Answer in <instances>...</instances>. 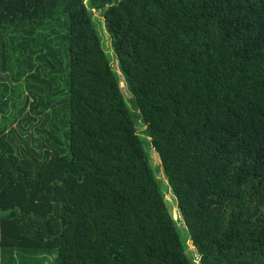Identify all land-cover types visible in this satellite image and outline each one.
<instances>
[{"label": "trees", "instance_id": "trees-1", "mask_svg": "<svg viewBox=\"0 0 264 264\" xmlns=\"http://www.w3.org/2000/svg\"><path fill=\"white\" fill-rule=\"evenodd\" d=\"M24 254L264 264V0H0V264Z\"/></svg>", "mask_w": 264, "mask_h": 264}, {"label": "rangeland", "instance_id": "rangeland-1", "mask_svg": "<svg viewBox=\"0 0 264 264\" xmlns=\"http://www.w3.org/2000/svg\"><path fill=\"white\" fill-rule=\"evenodd\" d=\"M96 16L100 17V13L97 12ZM101 20H102V18H101ZM101 22L102 23L100 26V32H101V34L103 36V40H104L103 41L104 49H105L106 53L109 56V59L111 60V62L113 64V68L115 69V71L120 73V70H119L120 68H119L118 63H117V57L115 55V52H114V49L112 46L111 35L109 34L107 29L105 28L104 21L102 20ZM121 79H123V84H121V85H123V92H124L125 97L128 101V104L131 107V109H135L133 106V100H132L131 93L127 90V87L125 85V78L121 77ZM138 131L142 136H147V135H145V131H146L145 125H140L138 128ZM144 141H145V143H149L150 139L148 138L149 142H147L146 139L144 138ZM149 152L151 155L152 165H153L154 169L157 171L158 176L161 179H163L165 185H167L166 178H165L164 173L162 172V168H161V160H160L158 154L155 152V150L153 148H149ZM166 198H167L168 204L170 206L169 209L172 212L174 219L180 220L181 216L177 212L176 199H174L171 191L168 190ZM179 226L181 228H185V225L183 222H180ZM182 230H184V229H182ZM184 233L187 235L186 229L184 230ZM188 245H189V252H195L194 247L190 241H188ZM22 256H26V259H24V261L28 262V264H39V263L41 264L44 260L43 258H40L38 256V254H30V255L24 254ZM54 256L56 258V254H54ZM20 260H21V254H17L16 255V261L18 262ZM50 260H52L54 262V259L52 257L47 258L46 262L50 261Z\"/></svg>", "mask_w": 264, "mask_h": 264}]
</instances>
